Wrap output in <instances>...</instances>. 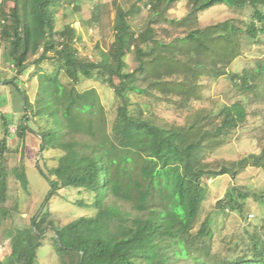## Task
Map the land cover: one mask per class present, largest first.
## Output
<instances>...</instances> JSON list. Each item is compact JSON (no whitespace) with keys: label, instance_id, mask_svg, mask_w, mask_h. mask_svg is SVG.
<instances>
[{"label":"trees","instance_id":"trees-1","mask_svg":"<svg viewBox=\"0 0 264 264\" xmlns=\"http://www.w3.org/2000/svg\"><path fill=\"white\" fill-rule=\"evenodd\" d=\"M84 1L91 6L82 26L102 30L108 24L113 32L106 48L97 41L94 58L80 54L77 42L82 37L73 22L56 27L58 7L71 5L80 12ZM179 1L0 0V43L6 44L16 71L13 83L31 61L37 66L32 74L38 82L36 99L20 89L27 112L16 129L24 150L23 163L14 169L16 178L28 186L24 142L32 130L42 151H62L56 165H44L53 193L67 186L94 193L96 214L54 228L62 264H182L188 257L186 242L214 234L209 220L193 232L208 193L207 176L236 177L249 166L264 168V145L238 160H209L247 120L242 101L217 112L200 109L178 124L159 121L132 98L136 94L149 103L164 101L185 110L203 98L205 76L230 75L243 93L254 92L264 78L261 62L240 72L229 70L243 54L244 42L257 43L264 35V0H187V14L171 18L169 11ZM217 3L250 6L251 13L244 21L228 18L200 26L199 13ZM141 4L148 15L136 25L132 21L142 11ZM129 54L136 62L133 68L126 59ZM46 61L52 62L51 70L42 66ZM83 79H97L113 89L119 104L111 126L98 90L78 89ZM8 135L5 121L0 139V229L12 211L7 205ZM47 203L32 226L15 231L11 250L0 264H38L41 234L53 225ZM217 207L248 215L246 204L232 193L220 198ZM262 232L264 228L246 231L248 241L217 255L211 264H264Z\"/></svg>","mask_w":264,"mask_h":264},{"label":"rangeland","instance_id":"rangeland-1","mask_svg":"<svg viewBox=\"0 0 264 264\" xmlns=\"http://www.w3.org/2000/svg\"><path fill=\"white\" fill-rule=\"evenodd\" d=\"M134 2L136 0H131V3ZM141 5L142 11L132 21L136 25H141L148 15V8L146 9L143 4ZM81 6L80 12L71 5L58 7L56 27L61 29L65 23L73 22L82 37V40L77 42L80 54L94 58L97 41L106 48L109 42L113 40V32L108 24H105L102 30H97L94 27H83L82 19L89 14L91 4L84 1ZM187 12V0H180L170 9L169 16L180 19ZM250 13V6L239 8L229 3H217L199 13V25L206 26L228 18L244 21ZM247 42H244L243 54L237 57L229 67L232 73L240 72L245 68H255L258 62L264 64V35L257 43H250L248 39ZM39 55L40 53L36 54L32 59H37ZM126 59L133 68L136 64L133 55H127ZM42 66L46 70L53 68L50 61L44 62ZM36 70L37 66L34 61H31L26 71L16 78V83H13V76L16 71L11 65L6 44L0 43V114H2L0 115V131L4 130L5 121L19 125L27 112L23 110L25 102L20 89L26 90L32 101L36 99L38 82L37 78L32 76ZM63 81L69 82L65 74H63ZM4 82L7 83L4 84ZM201 82L204 87L203 98L193 100L191 106L185 110H178L164 101L149 103L136 94L132 95V98L139 101L147 112L159 121L178 124L185 123L200 109L217 112L225 104L242 101L248 112L247 120L232 132L227 143L216 150L209 157V160L213 162L233 161L250 153L260 152L264 145V78L259 80L254 92L248 93H243L232 82L230 75L217 78L205 76ZM77 87L80 90L91 87L98 90L102 103L107 110L109 126H111L119 104L113 89L97 79H83ZM4 106H7L8 109L5 110L4 108L7 107ZM14 112L18 114L15 115ZM21 112L23 115L20 121L19 113ZM29 125L31 129L37 127L32 121H29ZM10 133V138L16 139V142H11L9 151L6 153V164L9 170V200L7 205L11 207L12 211L0 229V258L4 259L9 254L15 231L32 226L34 216L42 210L41 207L47 200L48 219L52 220L53 225H49L41 234V244L37 250V263L62 264L61 256L55 247L54 228L63 226L79 217L96 214L97 208L93 205L94 193L74 186L62 187L53 193L51 184L44 175V170H46L44 165H56L62 151L58 149L42 151L37 133L34 136L29 134L25 139V162L27 163L25 171L28 180V186L25 187L14 173V169L23 163V141L19 140L13 130ZM3 136L4 134H0V139ZM207 189L208 193L201 206L193 232L197 233L202 223L209 220L214 234L212 237L204 236L186 242L188 257L181 260L182 264L189 262L199 264L197 258L204 264H211L218 260L217 255H227L230 253V248L248 241L246 231L253 232L255 228H264V168L249 166L240 171L236 177L230 173L217 176L210 174L207 176ZM229 193L234 194L239 201L246 204L245 213L248 212V215L230 208L223 210L217 207V201ZM207 251H210V254L207 255Z\"/></svg>","mask_w":264,"mask_h":264},{"label":"crops","instance_id":"crops-1","mask_svg":"<svg viewBox=\"0 0 264 264\" xmlns=\"http://www.w3.org/2000/svg\"><path fill=\"white\" fill-rule=\"evenodd\" d=\"M5 83H7V82H4V84ZM4 107H7V106H4ZM5 110H7L8 109V107L7 108H4ZM23 110H25V106L23 107ZM14 114L16 115V114H18L17 112H14ZM0 115H2V114H0ZM22 115H23V112H21V113H19V118H20V121H21V119H22ZM21 122H19V124H20ZM18 127V125H14L13 123H9V135L11 134L10 132L12 131V129L13 128H17ZM14 133H16V130L14 131ZM36 132L35 131H29L28 132V134L26 135V138L28 137V135L29 134H33V136H34V134H35ZM0 134H4V130L3 131H0ZM8 135V138H7V141H8V146L10 147V144H11V142L13 141V142H16V139H11L10 138V136ZM25 138V139H26ZM20 140V139H19ZM24 144H25V142H24ZM22 145H23V142H22Z\"/></svg>","mask_w":264,"mask_h":264},{"label":"water","instance_id":"water-1","mask_svg":"<svg viewBox=\"0 0 264 264\" xmlns=\"http://www.w3.org/2000/svg\"><path fill=\"white\" fill-rule=\"evenodd\" d=\"M55 236L58 238V234H57V232L55 231Z\"/></svg>","mask_w":264,"mask_h":264},{"label":"built area","instance_id":"built-area-1","mask_svg":"<svg viewBox=\"0 0 264 264\" xmlns=\"http://www.w3.org/2000/svg\"><path fill=\"white\" fill-rule=\"evenodd\" d=\"M12 130H13V131H15L16 129H15V128H13Z\"/></svg>","mask_w":264,"mask_h":264}]
</instances>
